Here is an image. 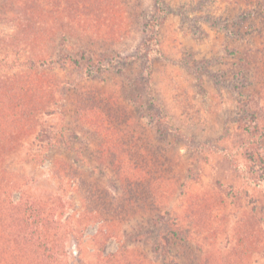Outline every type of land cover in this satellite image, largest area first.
<instances>
[{"label": "rangeland", "instance_id": "rangeland-1", "mask_svg": "<svg viewBox=\"0 0 264 264\" xmlns=\"http://www.w3.org/2000/svg\"><path fill=\"white\" fill-rule=\"evenodd\" d=\"M163 3L0 0L2 198L52 264L72 229L90 264H264V0Z\"/></svg>", "mask_w": 264, "mask_h": 264}, {"label": "trees", "instance_id": "trees-1", "mask_svg": "<svg viewBox=\"0 0 264 264\" xmlns=\"http://www.w3.org/2000/svg\"><path fill=\"white\" fill-rule=\"evenodd\" d=\"M157 7L159 13L163 11V0H157ZM158 14L152 20L155 31L158 30L159 26ZM155 41L154 39L151 44L154 45ZM4 179L5 176L0 173V264H52V261H50L52 260V253L50 254L51 251L48 250V235H50L48 217L42 212L41 207L33 204L23 206L22 202H16L12 198H2L7 189L6 186L2 185ZM10 187L12 189L14 185ZM34 224L36 225L35 229H32ZM173 225L184 233V237H187V239L192 238L194 235L191 228L181 230L176 222H173ZM72 233L78 243V257L83 259L82 264H90L84 261V247L81 242L82 230L72 229ZM127 264H130V262ZM203 264H219V262L214 254H210L206 256ZM225 264L234 263H230L229 260Z\"/></svg>", "mask_w": 264, "mask_h": 264}]
</instances>
